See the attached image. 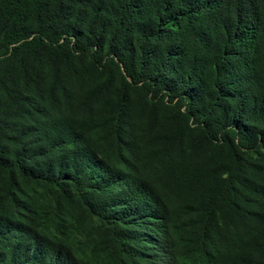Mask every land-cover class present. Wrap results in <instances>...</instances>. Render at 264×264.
I'll use <instances>...</instances> for the list:
<instances>
[{"label": "trees", "instance_id": "1", "mask_svg": "<svg viewBox=\"0 0 264 264\" xmlns=\"http://www.w3.org/2000/svg\"><path fill=\"white\" fill-rule=\"evenodd\" d=\"M0 264H264V0H0Z\"/></svg>", "mask_w": 264, "mask_h": 264}, {"label": "rangeland", "instance_id": "2", "mask_svg": "<svg viewBox=\"0 0 264 264\" xmlns=\"http://www.w3.org/2000/svg\"><path fill=\"white\" fill-rule=\"evenodd\" d=\"M147 112H141L140 110H137L134 112L133 114V120L135 122V130L137 131V134L138 135H141V133L144 131L146 132V126H147ZM145 138H150L148 135H147V132L145 134ZM141 142V141H140ZM140 148L143 150V145L141 144L140 145ZM161 147L159 145H153V146H150L148 147V150L157 154L159 151H160ZM147 154V153H146ZM155 167L152 168V173L157 174L160 176L161 174V171L163 169V164L160 163V162H155L153 164ZM28 199H38L39 196L37 193H33L31 191H28ZM167 205L170 207V209H175L177 206H181L182 204L179 202V203H176V202H173L172 200L170 201H167ZM83 239V237H82ZM81 240H76L75 242V245H78L80 243Z\"/></svg>", "mask_w": 264, "mask_h": 264}]
</instances>
